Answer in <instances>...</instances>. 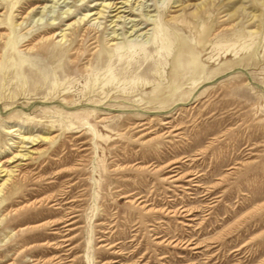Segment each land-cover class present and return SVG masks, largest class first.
<instances>
[{
    "label": "rangeland",
    "instance_id": "1",
    "mask_svg": "<svg viewBox=\"0 0 264 264\" xmlns=\"http://www.w3.org/2000/svg\"><path fill=\"white\" fill-rule=\"evenodd\" d=\"M0 35V264H264V0H0Z\"/></svg>",
    "mask_w": 264,
    "mask_h": 264
},
{
    "label": "bare ground",
    "instance_id": "2",
    "mask_svg": "<svg viewBox=\"0 0 264 264\" xmlns=\"http://www.w3.org/2000/svg\"><path fill=\"white\" fill-rule=\"evenodd\" d=\"M115 2V1H114ZM114 2H106V3H104L102 6L104 7V8H107V9H109L108 11L110 12V10H112V9H115V10H117L119 7H117V4H115ZM121 3V2H120ZM103 12H105V10H100V11H98L97 13L96 12H90V16L91 15H98L97 16V18H103L104 17V13ZM89 16V17H90ZM115 16H116V14H115ZM86 17H87V15H86ZM118 18L119 17H121L120 15H118L117 16ZM85 18V17H84ZM84 18L82 19V21L84 20ZM88 20V19H87ZM1 36V35H0ZM66 37V34L65 33H63V34H61V40L63 39V38H65ZM60 40V41H61ZM36 41V40H35ZM29 44V43H28ZM129 47H131V46H129ZM172 133V132H171ZM26 138V137H25ZM24 138V140H26L27 141V143H33L36 139L34 138V137H27V139H25ZM25 143V142H24ZM32 155V154H31ZM9 166V165H8ZM174 166V165H173ZM5 171V174H3V176H9L8 175V170H6L2 165H0V173H2V172H4ZM175 178V177H174ZM7 181H8V177L5 179V181H3L2 183H0V192H2L4 189H5V187H6V183H7ZM148 207V206H147ZM146 210V209H145ZM143 211H144V209H143ZM174 213V212H173ZM187 213V212H186ZM169 215V214H168ZM171 215V214H170ZM190 236V235H189ZM180 245V244H179ZM201 245V244H200Z\"/></svg>",
    "mask_w": 264,
    "mask_h": 264
}]
</instances>
